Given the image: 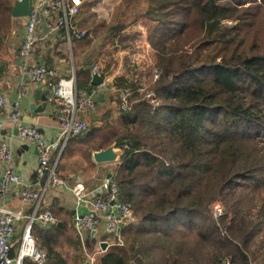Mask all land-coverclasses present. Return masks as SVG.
Here are the masks:
<instances>
[{
  "label": "trees",
  "instance_id": "1",
  "mask_svg": "<svg viewBox=\"0 0 264 264\" xmlns=\"http://www.w3.org/2000/svg\"><path fill=\"white\" fill-rule=\"evenodd\" d=\"M100 1L83 0L76 17L88 32L72 40L76 85L90 90L99 64L112 84L101 102L113 90L112 101L126 94L129 105L108 108L102 125L69 140L89 159L113 143L122 149L112 176L137 219L98 264H264V0ZM14 4L0 0V78L13 61ZM100 4L113 7L108 18L92 10ZM92 31L100 43L81 56ZM56 37L58 48L64 31ZM120 49L130 52L110 57ZM51 210L56 222L32 233L44 264H69L74 225Z\"/></svg>",
  "mask_w": 264,
  "mask_h": 264
},
{
  "label": "built area",
  "instance_id": "2",
  "mask_svg": "<svg viewBox=\"0 0 264 264\" xmlns=\"http://www.w3.org/2000/svg\"><path fill=\"white\" fill-rule=\"evenodd\" d=\"M16 1V0H15ZM21 1V0H18ZM32 12L26 17L23 41L19 49L21 69L24 79L33 80L44 84L46 87L47 103L54 104L58 118V132L55 139H46L37 126L26 124L22 120V110L15 105L5 116L0 118V132L6 124H11L17 129L18 137L22 141H32L36 144L39 165L37 169V183L44 180L43 191L51 187L69 188L64 176L58 170V162L67 141L76 135L88 131L89 124L80 118L84 111L97 109L98 97L106 89V81L94 85L90 90H78L74 69L69 78H60L55 83H47L46 78L54 77L56 69L47 66L43 62L29 60L39 40H44L51 35L58 34L62 30L68 44L73 39L83 38L87 30L81 28L76 21L80 13L83 0H32ZM91 34V33H89ZM100 65L93 66V75L101 74ZM159 71L154 72L156 80ZM152 104H158L159 100L152 95ZM119 105L127 109L129 102L126 94L120 98ZM0 105H6L5 97L0 93ZM58 152L54 157V151ZM0 159L6 163V169L0 179V264H22L26 257L32 258L38 264H44L46 251L38 247L32 233L35 223L41 227L50 228L56 219L48 207H42V191L35 189L34 184L24 183L12 163V150L10 145L3 141L0 144ZM13 186H20L19 194L25 204L33 207L31 215L23 231L17 256L11 257L13 239L18 223L24 219L22 210H13L7 207V196ZM78 205L88 206L87 213L76 216V235L80 238L84 234L95 232L99 224L105 222V233L108 236H116L117 242L111 239L104 241L106 248L115 245H124L121 239L122 231L136 221V216L130 205L124 202L120 195L117 182L107 177L97 190H87L83 184H77L72 188ZM103 197L98 192H105ZM214 211L221 213L219 203H214Z\"/></svg>",
  "mask_w": 264,
  "mask_h": 264
},
{
  "label": "crops",
  "instance_id": "3",
  "mask_svg": "<svg viewBox=\"0 0 264 264\" xmlns=\"http://www.w3.org/2000/svg\"><path fill=\"white\" fill-rule=\"evenodd\" d=\"M25 21L26 18H20V21L14 27L10 37V48L13 54V61L3 71L0 78V93L4 95L6 100V105H0V118L5 116L15 105H18L22 110L21 117L24 123L37 126L46 139H55L58 132V118L55 105L47 104V107L43 112L44 114L40 113L37 116L33 115L30 108L33 104L40 105L42 103L39 97L46 94V86L44 84H40L32 78L24 79L23 77L21 60L18 53L23 41ZM58 34L51 35L44 40H39L32 52V55L29 57V60L31 61L38 63L43 62L47 66L56 69V73L53 78H46L45 81H47V83H55L60 78H69L72 75L73 69L76 74L75 63L73 62V53H71V55L67 54L68 43L66 38L58 48H55V45L52 44L56 43V36ZM61 53L64 55H61ZM50 58H53L55 61L52 66L46 63V60ZM39 91H41L42 94L39 93ZM113 92L114 91L112 90L110 93H105V102H100V104L98 103L95 111H84L80 113V118L88 122L89 127L90 124L96 125L104 119V107H118L117 102L114 100L112 101L110 98L111 93ZM100 95H102V92ZM3 141H6L11 147L12 163L16 171L21 176L22 182L32 183L34 184L35 189H40V191L43 192L42 207H48L50 209L54 208L57 214L65 218L70 217L69 219L72 220L75 234L73 236V245L69 251V264H98L101 257L105 253L117 251L124 246H110L109 248H106V250L102 248L104 241H110L111 239L112 242H117L118 240L116 236H108L104 234L106 227L104 221L99 224L95 232H88L84 234L82 238L75 236L76 225L74 224V220L76 219V216L87 213L90 208L88 206L77 204L72 188L77 184H83L87 190H97L107 177L111 176V178H113L112 170L116 168L113 163H95L92 158V151L89 159L85 156V154L81 155L79 153L80 151L77 149L78 147L84 149L81 144L69 140L66 145L68 146L71 144L69 146L71 154L66 152V154L63 155L60 172L68 183L69 188L51 187L43 191L45 181L42 180L36 184V174L39 165L36 144L29 140L22 141L18 137L16 128H12L11 124H6L4 129L0 132V144ZM5 169L6 163L0 159V179L3 176ZM19 188L20 186L12 187L10 194L7 196L6 204L10 209L22 210L25 215L24 219L17 225L15 239L17 236L22 237L28 217L33 211L32 205L25 204L22 201L19 194ZM100 194L104 197L106 195V191L101 193L98 192V195ZM34 226L40 227L38 223H35ZM15 239H13V246L11 250L14 259L17 256L21 241L20 238L18 244Z\"/></svg>",
  "mask_w": 264,
  "mask_h": 264
},
{
  "label": "water",
  "instance_id": "4",
  "mask_svg": "<svg viewBox=\"0 0 264 264\" xmlns=\"http://www.w3.org/2000/svg\"><path fill=\"white\" fill-rule=\"evenodd\" d=\"M33 9V4L32 0H21L15 1L13 10H12V15L14 18H22V17H27ZM105 82V78L101 74H94L92 76V83L93 85H99ZM112 87L111 83L106 84V88L110 89ZM41 93V91H39ZM42 94V93H41ZM42 103L40 105H35L33 104L30 108L32 110V113L34 116L39 115L40 113L44 114V110L47 107V96L46 94H43L41 97H39ZM99 102L103 100V95H100L98 98ZM1 109V106H0ZM1 112V110H0ZM17 131V129H16ZM122 156V149L117 147L116 143L111 144L107 148L100 149V150H94L92 151V158L95 163L97 164H108V163H115L120 160ZM110 175V174H109ZM111 177V176H109ZM74 214V212H73ZM76 223V219L74 220V224ZM107 244L104 242L102 244V248L106 250ZM11 257L12 256V251H11Z\"/></svg>",
  "mask_w": 264,
  "mask_h": 264
},
{
  "label": "rangeland",
  "instance_id": "5",
  "mask_svg": "<svg viewBox=\"0 0 264 264\" xmlns=\"http://www.w3.org/2000/svg\"><path fill=\"white\" fill-rule=\"evenodd\" d=\"M103 1V0H102ZM102 1H100V2H102ZM118 1L119 0H108V1H106V3L105 4H110V2H113V4H117L118 3ZM104 2H105V0H104ZM102 4H100V5H98L96 8H93L92 7V10H94V11H96V12H98V16H100L99 18H108L109 17V13H110V11H112V8L113 7H111V8H108V7H103V6H101ZM85 6H87V5H85ZM84 6V7H85ZM85 13H87V15L89 16V13H90V11H85ZM84 13V15H85V18H87L88 20H91L92 18L91 17H88V16H86V14ZM26 17H22V19H25ZM27 19V18H26ZM95 20H97V19H95ZM86 29V28H85ZM96 36H95V31L93 32H91V38H95ZM94 43V44H93ZM93 43H92V48L91 49H87V51L85 52V53H82L81 54V56H85L86 54H89V52L90 51H92L94 48L96 49L97 48V45L100 43V38L99 37H96L95 38V40L93 41ZM137 43H139L140 44V49L139 50H143L144 49V40L143 41H139V42H137ZM67 46H68V48H67V54L69 55H71V53H73V62L75 63V58H74V48H72V42H71V45L70 44H67ZM127 52H130L129 50H126V49H120V50H117V51H111V54H109L110 55V57H117V56H119L120 58H122L123 56H124V54H126ZM149 53V52H148ZM148 53H146V54H144V56L145 55H147ZM133 59H135V57L133 58ZM98 60L100 61V64H102L103 66H105V65H107V61H109L110 59H108L107 58V55L105 54L104 55V53L98 58ZM144 60H146V61H149V59H148V57L146 58V59H144ZM116 65L114 64V65H112L111 66V70L113 71V70H115L116 69ZM106 81V80H105ZM106 84L108 83L107 81L105 82ZM115 102H117V105L119 106V102H120V98L119 99H115L114 100ZM107 107H104V109H103V111H104V119L103 120H101V122L100 123H97L96 125L97 126H100V125H102L103 124V122L105 121V113H106V111H107ZM99 116V115H98ZM95 124V123H94ZM95 125V126H96ZM91 126H94L93 124H90V127H89V130H90V128H91ZM87 133V132H86ZM85 133V134H86ZM84 133H83V136L85 135ZM80 152V154L81 155H84V150L85 149H82V148H80V147H78L77 148ZM67 153H69V154H71V151H70V147L68 148V150H67ZM118 163H119V161L118 162H115V163H113L115 166H117L118 165ZM216 215V214H215ZM220 215V213H218L216 216H219Z\"/></svg>",
  "mask_w": 264,
  "mask_h": 264
}]
</instances>
